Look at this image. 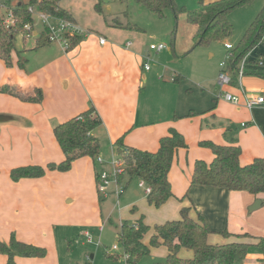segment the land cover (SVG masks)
<instances>
[{
	"label": "crops",
	"instance_id": "crops-1",
	"mask_svg": "<svg viewBox=\"0 0 264 264\" xmlns=\"http://www.w3.org/2000/svg\"><path fill=\"white\" fill-rule=\"evenodd\" d=\"M215 1L204 0L207 5ZM263 6L264 0H258L257 9ZM62 8L79 24L71 10L63 4ZM126 25H111L114 34L110 38L90 29L91 34L68 51L54 43L36 48L40 33L36 31L31 48L20 38L24 49L13 52L11 67L0 58V240L9 242L14 233L20 241L47 250L44 258L17 257L14 264H71V245L61 251L59 237L63 245L69 242L67 228L87 223L83 218L86 212L98 205L93 161L83 158L75 161L69 172L47 171L44 177L17 182L10 173L22 166L62 162L64 155L54 128L93 106L103 124L98 134H92L99 141L106 138L115 154V143L123 136L126 146L149 152L158 150L161 138L171 128L187 137L191 149L179 151L169 173L174 196L160 208L148 206L146 215L136 209L137 220L144 216L146 224L157 225L150 216L163 224L180 219L181 209L190 208V216L203 219L212 231L209 244L250 243L251 249L259 252L249 254L246 264H262L264 253L256 245L264 239V194L192 185V176L197 160L208 164L214 160L210 149L199 146L202 141L239 145L242 166L264 157V103L247 106L250 99L264 97V78L244 74L241 83L232 81L226 89L240 96L241 102L238 106L231 104L218 95V65L212 70L204 58L190 59L187 70L184 63L177 62L179 71L167 67L170 72L166 71V77L157 67L146 71L145 57L162 56L168 53V46L161 52L151 51L150 46L157 43L147 48L145 41L131 40L132 35L127 33L134 29L124 28ZM100 37L106 38L104 45ZM247 61L264 64V42L247 54ZM153 80L166 92H148ZM191 112L194 114L187 118ZM133 192L136 196L142 193L138 186ZM58 227L66 228L61 230L67 237L58 233ZM224 232L250 237H227ZM147 235L151 238L153 231ZM159 247L165 248L167 256V248ZM193 256L191 250L180 251L183 259ZM7 261V256L0 254V264Z\"/></svg>",
	"mask_w": 264,
	"mask_h": 264
},
{
	"label": "trees",
	"instance_id": "trees-1",
	"mask_svg": "<svg viewBox=\"0 0 264 264\" xmlns=\"http://www.w3.org/2000/svg\"><path fill=\"white\" fill-rule=\"evenodd\" d=\"M64 0H24L13 5L12 0L2 2L13 9L18 22L13 27H6L7 10L0 8V58L8 67L13 65L12 54L16 50L17 36L23 40L30 38L25 25L35 23V18L29 12L30 7L38 11L73 20L68 11L62 8ZM135 1L160 17L165 11H176L174 0H131ZM255 0H217L208 5L205 18L199 22L195 34V47L207 46L214 41L228 39L234 30L229 20V14ZM1 3V2H0ZM96 9L101 11L100 4ZM190 21L196 20L190 15ZM124 28L136 29L128 23ZM83 37L71 39V48L75 47ZM264 42V6L257 14L239 43L233 47L229 56L227 69L234 77L238 74L240 64L247 54ZM52 44L47 29H42L36 37V48ZM69 49V50H70ZM24 62L20 61L23 67ZM245 74L264 78V64L247 61ZM194 113L191 112L188 117ZM103 122L95 107H90L79 115L57 125L54 128L55 138L63 152L64 160L60 163H49L46 166L28 165L11 170L10 177L17 182L21 179H35L44 177L47 171L68 172L73 163L83 157L96 158L101 151V144L93 132L102 126ZM201 147L210 149L214 160L208 164L204 160H197L194 165L192 185L212 186L243 191L258 196L264 194V157L256 158L248 165L240 164L241 147L237 144L218 145L211 141H202ZM189 146L184 136L171 128L168 135L160 140L156 152L143 151L128 147L124 143V136L115 143L116 154L124 161V174L130 180L137 179L151 187L147 195L149 205L160 208L174 194L169 173L174 161L181 150H188ZM120 177V182L123 179ZM136 208L132 210L135 212ZM180 219L167 221L163 224L150 226L141 216L134 223L124 222L118 230V241L122 245L126 264H139L141 259L148 256L154 247L165 246L168 255L159 264H246L249 251L253 246L247 242H230L223 244H209L208 237L212 233L203 219L194 220L190 216V208L184 207L180 211ZM153 231L149 243L144 242L149 232ZM224 236L250 237L249 234L234 235L228 232ZM264 253V239L256 245ZM194 253L192 259L180 257L182 249ZM0 254L6 255L7 264H14L17 257L44 258L47 250L20 241L12 233L9 242L0 240ZM113 258H117L112 256Z\"/></svg>",
	"mask_w": 264,
	"mask_h": 264
},
{
	"label": "rangeland",
	"instance_id": "rangeland-1",
	"mask_svg": "<svg viewBox=\"0 0 264 264\" xmlns=\"http://www.w3.org/2000/svg\"><path fill=\"white\" fill-rule=\"evenodd\" d=\"M4 1L6 0H0L1 3ZM18 1L24 0H12L13 5L17 4ZM174 2L176 11L168 9L165 11L164 17L156 15L145 6L131 0H64L62 4L66 9L73 12L75 18L86 32L90 33V29H95L110 38L114 34V29L111 25L116 22L125 24L130 23L137 27L131 31V33H127L128 35H132V37H129L131 40L134 41V37L141 39L146 42L147 48H149L152 42H156L157 44L159 42L165 43L168 46L169 54L167 51L159 57H157L156 54H151L153 59L151 67L161 69V71H163L161 76L165 77L167 76L166 71L170 72L166 70L167 67L177 71V66L180 63H184L183 68L187 70L189 69L188 65L190 59L200 57L208 61L212 70L215 69L214 67L216 64L218 65L217 77L221 71L219 64L224 62L228 65L229 63L228 55L231 51H227L225 42L235 47L249 28L245 27L247 22L251 21V25L257 14L263 8L257 9L258 0H255L248 5L233 10L229 14V20L233 24L234 30L233 34L228 39L214 41L207 46L195 47V34L198 30L199 22L205 18L208 5L204 0H174ZM97 4H100L102 12H98L96 9ZM107 7H109L110 10H107ZM36 12L39 11L36 9ZM190 15L196 20L195 22L189 20ZM42 28V25H37L35 30L40 32ZM88 36V34H85L83 38ZM21 37L22 36H17L16 48L23 50V38L20 39ZM34 45V37L27 39L26 47L31 48ZM28 52L26 51V53ZM174 52H177L178 57ZM211 54L213 57H210ZM166 80H162V83L166 82ZM232 80L235 84L240 81L238 76L236 78L232 77ZM215 86L219 89L220 93L221 88L218 84V77ZM172 87L174 91L177 89L174 85ZM163 90L166 92V88H164V86L161 87L156 80L151 81L148 86V92L150 93H159ZM153 107H155V104ZM100 129L101 128L95 130L97 134ZM184 138L188 144L187 137L184 136ZM100 144L101 151L96 158L83 157L89 158L95 164V176L103 170L112 173V163L117 159L112 144H110L106 138L101 137ZM190 149L189 146L188 150L190 151ZM98 157L105 160V166L98 164ZM72 168L69 171H71ZM123 176L118 188L119 193H117L118 189L116 183L112 182L108 187L107 195L99 191V181H96L95 177L97 195H99L98 205L92 209L91 212H86V214H88L83 218H85L87 223H83L80 227L74 226L67 228L69 242H65L63 245V240L59 237L61 251H63L64 248L68 249L71 245L69 248L70 254L68 255L71 264H126L122 245L118 241V229L124 222L134 223L137 220L138 216L136 211L132 213L134 208L146 215L144 209L150 205H148L147 194L143 189H141L142 193L140 196H136L133 192L135 186L139 187L140 181L137 179L130 180L128 176ZM81 219L82 217L80 220ZM149 220L154 224H159L160 222L158 219H152L150 216ZM62 228L66 229L65 227H58V233L67 237L63 230H61ZM86 233L91 236V241L88 240V237L85 235ZM145 240L148 243L150 235H147ZM115 245L118 246V250H113ZM258 252L259 251L255 250V248H252L249 254ZM112 256L117 258H113ZM165 259V248L154 247L148 256L141 259L139 264H159L163 263Z\"/></svg>",
	"mask_w": 264,
	"mask_h": 264
},
{
	"label": "built area",
	"instance_id": "built-area-1",
	"mask_svg": "<svg viewBox=\"0 0 264 264\" xmlns=\"http://www.w3.org/2000/svg\"><path fill=\"white\" fill-rule=\"evenodd\" d=\"M0 8L7 10V17L5 19V25L6 27H13L18 22V19L15 17L13 13V9L8 8L3 3H0ZM29 12L33 15L35 18V23L33 25L27 24L25 25V31L29 37H34L36 33V26L42 25V29H47L48 31V37L50 42L53 44H57L61 46L65 51H68L71 47V39L75 37H83L85 34H89V32H86V30L79 25L77 22L69 19H64L60 17H56L44 12H36V9L34 7L29 8ZM37 16V19H36ZM107 42L106 38L100 37V44L104 45ZM130 46V44H128ZM226 48L231 51L233 49V46L231 44H226ZM167 49V45L164 43L159 44H152L150 46L151 51L155 52H161ZM153 61L152 57L150 55H147L145 57L144 62V69L146 71H149L151 69V62ZM247 64V56L240 64L238 74L237 76L240 79V83L242 81V78L245 74V68ZM232 77L227 69V65L225 63L221 64V72L218 76V84L221 88V92L219 94V97L224 99L225 101L234 104L239 105L241 102L240 96L234 95L227 91V87L232 84ZM242 86V84H240ZM243 87V86H242ZM264 103V97H256L253 99H250L247 103L248 108H253L256 106H259ZM117 159L112 163L113 165V171L112 173H109L106 170H103L101 173L97 174V181L98 182V189L101 193L107 195L108 194V187L112 182L116 183L117 189L120 185V177L124 174V161L120 159V157L116 154ZM97 162L101 166H105L106 162L103 158L98 157ZM139 188L143 189L146 194L151 193V187L147 186L145 182L140 181ZM117 192V191H116ZM119 193V189L118 192ZM121 194V193H120ZM88 240L91 241V236L87 234ZM118 246L115 245L113 247V250H117ZM264 264V262L262 263Z\"/></svg>",
	"mask_w": 264,
	"mask_h": 264
},
{
	"label": "water",
	"instance_id": "water-1",
	"mask_svg": "<svg viewBox=\"0 0 264 264\" xmlns=\"http://www.w3.org/2000/svg\"><path fill=\"white\" fill-rule=\"evenodd\" d=\"M258 204H261V201H258Z\"/></svg>",
	"mask_w": 264,
	"mask_h": 264
}]
</instances>
